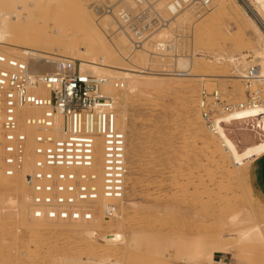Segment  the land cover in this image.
<instances>
[{
    "label": "rangeland",
    "instance_id": "obj_1",
    "mask_svg": "<svg viewBox=\"0 0 264 264\" xmlns=\"http://www.w3.org/2000/svg\"><path fill=\"white\" fill-rule=\"evenodd\" d=\"M8 1L6 0L7 3ZM49 1L59 2L64 8H69L70 2L68 0ZM87 1L92 2L94 0ZM2 2L0 1V6ZM149 2L153 5L158 3L156 0H149ZM98 3L102 9L105 7L112 15L121 6L128 8L129 11L137 8V5L130 0H123L118 4H115L116 0L108 3L105 0L103 3L95 1V4ZM9 5H11L10 2L8 7H10ZM159 8L162 9L163 6H159ZM68 11L64 13L48 11L45 16L49 20L53 18L55 20L56 18V21L58 19L62 22L65 18L66 21H64L69 26L74 25H71L74 30L71 27L70 29L75 31L78 24H73V20L69 19L68 16L73 14L69 9ZM184 11H188L184 14L186 16L184 24L179 25L177 30L175 25L171 24L173 34L165 36L162 33V35H158L171 41V46L167 52L156 55L154 54V45V49L146 46L149 52L151 51L150 54L146 55H153L151 69L161 71L164 69L173 71L181 69L183 71V68L179 69V66L174 65L173 56L175 53L192 60L194 45H192L191 25L202 19L207 8L202 10L187 8ZM102 12H92L100 22L103 19L100 16ZM155 12H158V10H155ZM113 18L114 16H112L114 26L105 29L104 38L109 45L111 44L110 46H118L119 37L124 33L122 29H119L120 26ZM217 19L218 25L213 29L212 34L217 41L216 50L218 52L231 55L238 54L241 51L249 52L253 49V45L256 44V33L247 21L238 24V22L235 23L236 21L232 20L233 23L225 15L219 16ZM54 24L60 26L58 22ZM65 24L64 27H66ZM51 26L54 27L53 24ZM76 30L78 31L77 27ZM83 34L85 36L88 31H83ZM148 43L151 44L152 41L146 42V44ZM129 46L124 55H135L131 52ZM193 59L195 58L193 57ZM250 64L252 66L253 62ZM50 65L47 64V66ZM78 65L79 62L77 61L75 71H78ZM216 71L218 73L222 71L234 72L231 62H221L216 67ZM180 75L168 76L171 85L167 87L168 89L165 88L162 91L153 89L130 93L126 91V87L123 89L114 88V92L120 95L117 107L118 120L123 117V114L127 117L125 121H127L128 128L123 134L125 149L122 145L115 151L113 149L95 150L97 174L100 177L102 172L107 173V181L110 183L109 188L101 189H104L105 192H108L113 186L110 172L113 173L114 170H117L116 167L119 165L116 164V160L123 153L125 155V164L123 165L126 168V173L123 176L124 184L122 182L115 184V190L121 188V196L109 202L114 203L116 208L121 204V201L123 202L121 205L126 209L120 231H123L122 233L128 241L132 242L134 239L136 245H132V247L126 244L116 246L111 241H90L74 237L72 234L55 233L47 228V225L51 223L49 220H44L46 225L39 232L25 230L24 227L34 221L32 208H29L27 204L28 208L25 209L24 214L17 217L15 205L17 194H19L18 197L22 204L26 203L24 199L26 194L18 192L16 179H3L0 182V196L2 195L0 197V200H2L0 204V262L3 259L16 257L22 261L44 260L43 262L46 261L47 264H56L52 261L53 258L55 259L58 256L61 257L58 259V263L61 262V259L65 261L75 258V260H81L86 264H95L107 260L117 264H126V262L127 264H135L139 262L138 259L140 258V264H194L195 259L198 258L200 264H247V261L251 259L250 257L254 255V258L256 256L260 258L257 257L259 262L255 260L257 264L264 261V245H257V242L260 241L253 242V245L246 243L247 246L240 244V242H234V245H231V254L215 252L213 256L209 257L205 252L207 246L211 249L216 247L215 245L218 246L219 243L221 245V242L226 243L231 240V236L235 235L240 228L255 225H258L260 229L263 228L264 192L256 193L252 190L244 198L242 196L245 194L244 186L249 179L256 176L258 182H261L259 178L264 177V166L260 164L262 159L260 158L257 161L259 168L253 161L246 169H240L235 175L230 176L227 172H234V168L224 152L220 156L214 151V146L205 143V137L211 130L208 129V126H205L199 131L194 126L197 115L203 119L201 114L203 109L199 107L201 90L212 91L218 89L228 102H240L245 100L246 96L244 81L236 77L221 80L216 78L200 80L191 78V76ZM115 79L110 78V80ZM259 85L264 89V84ZM262 96L264 97V95ZM222 126L242 148L245 146L246 141L252 138L250 130L255 126V121L250 120L240 124L234 122L222 123ZM93 139L100 140L101 138L93 137ZM101 140L106 141V138ZM104 180L106 179L104 178ZM107 194L110 196L112 193L108 192ZM235 194H242V198L235 196ZM11 201L12 203H10ZM98 201L100 204L102 199ZM236 214L239 215L238 219L241 222L239 224L236 222V225H234L233 221L231 223L228 220ZM108 218L110 219L107 221L101 222L99 219L94 222H85V224L93 227L98 232L113 234L117 229V222L112 217ZM59 223L66 224L62 221ZM195 234H198L199 241H203L204 245L206 244L205 247L202 245L203 251L201 253L198 250V253L196 252L197 246L191 242L192 236ZM36 235L38 238L35 237ZM262 242L264 244V240L261 239L260 243ZM248 244L252 246H248ZM256 245L261 249L258 250ZM204 252L205 254H203ZM135 253H137V257L140 255L138 259L136 257L131 258L135 256ZM127 256H129L128 259ZM129 258L131 261L134 259L133 262H129Z\"/></svg>",
    "mask_w": 264,
    "mask_h": 264
},
{
    "label": "bare ground",
    "instance_id": "obj_2",
    "mask_svg": "<svg viewBox=\"0 0 264 264\" xmlns=\"http://www.w3.org/2000/svg\"><path fill=\"white\" fill-rule=\"evenodd\" d=\"M0 1H3L1 3L2 7L0 6V52L5 53L9 56L28 60V64L36 73L45 71L59 73L63 70L65 72L75 71L76 62L78 61L79 72L89 73L94 76H100L105 78L106 84L104 85V87L106 88V91L108 93L112 94L113 107H115L116 110L119 105L118 99L120 98V95L114 92V87L111 85L110 78L123 79L124 88L126 87V91L130 93H135L136 91L153 89L162 91L163 89L171 85L168 76L180 75L171 71L170 69H164L163 71L159 72L142 71L144 67L147 69L152 68L151 58L153 55H148L149 57L146 55L150 54L151 52H149L146 46L153 48V44L148 43V45L145 42L142 47L133 48L128 36L125 34L124 31H122L124 33L123 35L120 34L121 36L119 37V40L117 42L118 46H110L111 44L109 45L105 41L104 34L106 33V28L114 26V21L112 20L113 15L110 14V11L106 10L105 7L104 9H102L99 3V5L95 4V1L103 3L104 0H94L92 2H88L87 0H68L70 2L68 9L72 11L73 14L70 15L72 17H68L69 19L71 18V21L73 20V24H78V26H76L78 31L76 30V27L75 31H72L71 29H73L72 26L74 25L71 24L72 26H69L68 23L65 22V18H63V22L62 20L60 21L58 19L56 21V18L55 20L54 18L50 19V21L49 18L45 16L48 11H59L61 13H64L65 11L69 12L68 9L64 8L59 2H50L49 0H7L8 3H11V5H9L10 7H8V3L6 2V0ZM110 1L112 0H105L106 3ZM120 1L123 0H116L115 4H118V2ZM130 1L136 4L135 0ZM156 1L158 2L156 3V5H153L152 3L151 5H149V7L151 6L152 9L158 10L160 13L164 14L165 4L169 0ZM5 4L7 5L6 7ZM159 6H163V8L160 9ZM206 8L207 11L206 13H204L202 19L198 20L197 23L191 25L193 35L192 45H194L192 60H188V58H186L185 56L177 55L176 53L173 56L174 65L179 66V69L183 68V71H186V73L181 75H186L189 77L191 76V78L193 77L195 79L200 80H205L208 78H216L218 80H221L225 78L236 77L237 79L243 81L245 71L249 67H251L250 63L253 62L252 66L256 67V73H258L256 83L264 84V0H209V4ZM102 10L104 11L102 12ZM93 11H96L97 13L102 12V15H100L103 18L101 22L94 17L92 13ZM186 12L188 11L183 10L176 16L172 17L169 20L167 27L164 29L163 32L159 33V35H162V33L165 36L173 34L174 31L171 30V24H174L175 29L177 30L179 25L185 23L186 19L184 18L186 16L184 14H186ZM77 13L78 15H76ZM224 15L227 16L228 19H230L231 21L235 20V23L238 22V24L247 21L253 27L256 33V44L253 45L252 50H250L249 52L241 51L238 54L234 53L231 55H226L223 54V52H218L216 50L217 41L216 39H214L215 37H213L212 33L213 29L218 25L217 18L219 16L222 17ZM179 18H181V20H179ZM53 20L55 22L60 23V26L55 25V22ZM64 22L67 24H65ZM51 24H53L54 27L51 26ZM64 24L67 28L64 27ZM119 29H121V27H119ZM83 31H88V34L84 36ZM128 46L130 47L131 52L135 53V55H124V52L126 51V49H128ZM154 54H156L155 51ZM193 57L195 59H193ZM221 62H231L234 72L231 73L229 71H222L221 73H218V71H216V67ZM47 64L51 65L47 66ZM122 116L123 117L117 120V127L118 130L125 133L128 128L127 121H125L127 117L124 114ZM251 116L253 117L251 118V120L255 121V126L253 127V129L250 130L252 133V138L246 141L244 147L240 148L236 141L232 139L231 136H229V132L222 126V123L234 122L240 124L245 121H250L249 119L245 120L242 118H249ZM204 123L205 122L203 121V119H201V117L197 115V119L194 121L195 128L200 131L205 126H207ZM212 126L213 128L210 129L211 132L208 131L209 134L205 137V143L209 146H214V151H216V154L220 155L224 152L225 156L229 159L232 164V167L234 168V172H227L230 176L235 175L240 169H246L249 164H251L253 161L257 164L256 166L259 168L257 161H259V159L262 158V156L264 155V104L250 107L241 111H236L232 114H228L225 116L216 117L213 119ZM258 127H260V129H258ZM97 138H106V141H102L101 139V141L99 139H93L95 150L105 151L113 149L115 151L119 146H122L124 144V139H122L121 141V139H117L116 136H103ZM217 145H219V147H217ZM29 171L30 166L26 165L24 172L21 174L14 175L12 177H0V182L3 179H16L18 192L20 194H26V197L24 198L26 200L25 204H22L19 200V194H17L16 196L17 199L15 198L17 217H21L24 214L25 209L28 208V206L29 208H32L30 205L31 192L27 185V176L29 174ZM102 173L99 177L100 190L102 188H109L110 184L109 181H107V173ZM104 178L106 180H104ZM120 189L121 188H117L115 192H120ZM252 190L256 193L264 192V183L258 182L256 176L246 182L244 186L245 194L241 195L244 198V196ZM241 195L235 194V196L242 198ZM0 197H2V195ZM110 199L111 197L107 195L103 196L101 203L98 205L99 209L97 211L99 215L97 214L92 220V222L97 221L99 219L101 220V222L110 219L108 218V215H105L103 213L105 211V207L109 205V201H111ZM1 202L2 200H0V204ZM10 203H12V201ZM121 204H123L122 201ZM121 204L118 206V208H115V211L110 216L113 218V220L117 222V229H115L116 231L113 234L98 232L93 227L86 225L83 221H62L66 222V224L64 225L59 223L60 221L49 220L51 223L47 225V228L55 233L72 234L74 237L83 238L90 241H111V243L116 246L126 244L131 245L132 247V245H136L134 239L132 242L128 241L122 233L123 231H120L122 227L124 211L126 209ZM238 217V214L232 215L228 221H230L231 223L233 221L234 225H236V222L237 224H239L241 221L238 219ZM32 218H34V221H31L28 226L24 227L23 224H20L22 225V227H24L25 230L39 232L46 225L44 223V220L46 219L35 218L34 216ZM227 222L226 224H228ZM15 232L17 233L18 231ZM221 233L223 234L224 232ZM197 235L198 234L192 236L191 242H193L194 245L197 246L196 252L198 250V252L201 253L203 251V246L205 247L206 244L204 245L202 243L203 241H199ZM35 237L38 238L37 235ZM261 239L264 240V223L262 229H260L258 225H255L253 227L240 228L236 231L235 235L231 236V240L227 241L226 239V243L221 242V245L219 243L218 246L215 245L216 247H213L211 249L207 246L205 247V252H207L206 255H209V257L213 256L215 252L231 254V245H234V242H240V244L242 243L244 245L246 243H251L253 245V242H261ZM260 242H257V245L259 246L260 244H262L263 246V242ZM249 244L248 246H252ZM208 245H210V243H208ZM207 248L209 249L208 251L206 250ZM259 249L261 248H258V250ZM205 252L203 254H205ZM134 255V257L132 255V257L130 255L129 256L131 258L136 257V259H138L140 256L138 255L137 257V253H135ZM129 256H127L126 258L128 259ZM254 256L250 257L251 259L247 261V264H257L255 260L258 261L260 258L258 256L254 258ZM60 258L61 257L57 256V258H53L52 262H55L56 264H86L81 260H75V258L71 260L67 259L65 261H62L61 259V262L58 263L57 261ZM136 259L135 261L137 262ZM3 260L0 262V264H47L46 261L43 262L44 260L22 261L21 259L16 257L7 258L4 261ZM133 260L131 261V259L129 258V262H133ZM138 260L139 262L135 264H140V258ZM195 261L196 262L194 264L201 263H199L198 258H196ZM95 264L117 263H112L107 260L100 263L96 262ZM260 264H264V261H261Z\"/></svg>",
    "mask_w": 264,
    "mask_h": 264
},
{
    "label": "built area",
    "instance_id": "obj_3",
    "mask_svg": "<svg viewBox=\"0 0 264 264\" xmlns=\"http://www.w3.org/2000/svg\"><path fill=\"white\" fill-rule=\"evenodd\" d=\"M151 4L136 0L135 10L121 6L112 12L133 48L151 40L155 53L161 55L171 41L158 35L169 20L187 8L205 9L209 0H169L164 14L152 10ZM257 76L254 66L245 71L246 96L241 102H228L218 89L201 90L199 107L209 129L216 117L264 104V89L256 83ZM110 82L115 89L124 88L122 80ZM105 84V78L79 71L36 73L28 60L0 52V177L21 174L30 166L27 185L35 218L89 222L98 214V200L109 196L108 192L111 201L121 196L122 191L114 190L115 184H124V153L115 162L117 170L110 172L113 186L108 192L100 190L95 169L93 137L124 139L117 127L113 96ZM115 208L109 202L104 214L110 217Z\"/></svg>",
    "mask_w": 264,
    "mask_h": 264
},
{
    "label": "crops",
    "instance_id": "obj_4",
    "mask_svg": "<svg viewBox=\"0 0 264 264\" xmlns=\"http://www.w3.org/2000/svg\"><path fill=\"white\" fill-rule=\"evenodd\" d=\"M262 160H261V165L263 164V166H264V155L262 156V158H261ZM263 175H264V172H263ZM259 181H261V182H263L264 183V177H261V178H259Z\"/></svg>",
    "mask_w": 264,
    "mask_h": 264
}]
</instances>
